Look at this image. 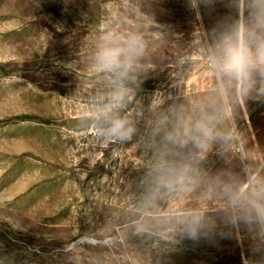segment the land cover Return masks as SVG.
Listing matches in <instances>:
<instances>
[{"label": "rangeland", "instance_id": "1", "mask_svg": "<svg viewBox=\"0 0 264 264\" xmlns=\"http://www.w3.org/2000/svg\"><path fill=\"white\" fill-rule=\"evenodd\" d=\"M261 12V0H0V264H264L252 195L264 65L214 66L239 27L264 32ZM106 48L120 67L99 68ZM113 119L132 133L110 135ZM186 133L205 147L164 140ZM162 152L188 167L183 186L158 187Z\"/></svg>", "mask_w": 264, "mask_h": 264}, {"label": "clouds", "instance_id": "2", "mask_svg": "<svg viewBox=\"0 0 264 264\" xmlns=\"http://www.w3.org/2000/svg\"><path fill=\"white\" fill-rule=\"evenodd\" d=\"M264 3V0H261ZM255 28L264 29V12H261L256 20ZM119 49H102L98 54L97 60L101 70H113L120 67ZM264 65V32L247 30L239 27L233 35L226 36L221 45L218 57L214 59V66L225 75L244 77L249 69L255 65ZM123 98L121 93L113 96L114 101L119 102ZM127 122L121 119L111 120L109 134L118 138H126L132 133V129L126 126ZM194 131L208 135L207 129L203 124L197 123ZM187 139H181L179 134H168L164 140L168 144L184 147L189 141L197 149L205 147L204 142L199 136L188 135ZM158 176L156 183L158 187L174 190L177 186H183L188 179V167L176 162L165 159V153H161L156 165ZM252 195L264 197V188L253 189ZM258 214L264 216V203H255Z\"/></svg>", "mask_w": 264, "mask_h": 264}, {"label": "trees", "instance_id": "3", "mask_svg": "<svg viewBox=\"0 0 264 264\" xmlns=\"http://www.w3.org/2000/svg\"><path fill=\"white\" fill-rule=\"evenodd\" d=\"M207 39H208V40H209V39L211 40V37H210V38L207 37Z\"/></svg>", "mask_w": 264, "mask_h": 264}]
</instances>
